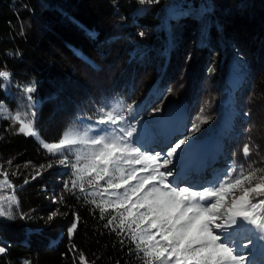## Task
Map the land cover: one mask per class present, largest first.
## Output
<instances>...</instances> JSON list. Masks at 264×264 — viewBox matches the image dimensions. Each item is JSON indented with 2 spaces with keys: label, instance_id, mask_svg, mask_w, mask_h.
I'll list each match as a JSON object with an SVG mask.
<instances>
[{
  "label": "trees",
  "instance_id": "trees-1",
  "mask_svg": "<svg viewBox=\"0 0 264 264\" xmlns=\"http://www.w3.org/2000/svg\"><path fill=\"white\" fill-rule=\"evenodd\" d=\"M0 70L12 74L0 81V104L13 113L29 110L22 88L35 82L30 110L46 142L71 125L105 127L95 124L98 109L131 105L125 126H135L134 143L153 135L161 115L166 127L199 124L193 135L203 145L222 133L227 79L239 71L236 101L245 116L235 119L219 176L198 188L222 182L233 168H264V0H0ZM201 109L207 123L198 121ZM18 127L0 117V161L20 169L8 174L19 206L15 219L0 218V264H79L81 253L91 264H140L126 236L106 226L115 213L101 219L90 203L100 189L85 184L80 193L69 183L66 190L72 177L63 157ZM170 148L142 150L164 157Z\"/></svg>",
  "mask_w": 264,
  "mask_h": 264
},
{
  "label": "snow or ice",
  "instance_id": "snow-or-ice-1",
  "mask_svg": "<svg viewBox=\"0 0 264 264\" xmlns=\"http://www.w3.org/2000/svg\"><path fill=\"white\" fill-rule=\"evenodd\" d=\"M138 2L151 5L159 0ZM11 76L9 71L0 70V81L9 82ZM22 91L29 110L18 106L13 113L0 104V117L19 125V134L38 137L35 113L30 110L35 82L23 86ZM132 111L131 105L126 109L100 108L95 124L105 127L71 125L57 141H40L50 155L63 157L58 160L60 165L70 167L72 179L65 183V189L69 190V183L71 189L78 188L80 193L87 191L85 184L100 189L89 193L93 197L90 203L99 210L101 219L110 211L115 213L109 215L106 226L126 236L134 245L132 251L139 256L140 264H248L243 251L247 244L237 241L242 232L250 230L264 240V168H233L222 182L197 190L192 185L181 187L177 180L170 179L174 173L168 166L185 139L175 143L164 157L149 154L134 143L135 126L130 123L125 126L126 113ZM208 119L201 109L199 123H207ZM198 130L199 124L193 125L192 131ZM250 151L245 144L246 157ZM69 154L74 158L71 163ZM6 190H12L13 194L5 196ZM14 205L18 207L19 201L5 174L0 179V218L15 219ZM77 222L69 228L70 236ZM5 251L0 246V254ZM79 264H88L82 253Z\"/></svg>",
  "mask_w": 264,
  "mask_h": 264
},
{
  "label": "rangeland",
  "instance_id": "rangeland-1",
  "mask_svg": "<svg viewBox=\"0 0 264 264\" xmlns=\"http://www.w3.org/2000/svg\"><path fill=\"white\" fill-rule=\"evenodd\" d=\"M182 10L184 11V9H182ZM170 14L173 16L176 15V13L173 9L170 10ZM238 70H240V68H238ZM240 77H241L240 73H239V71H237L236 73L230 74L229 78L227 79V82L231 86V91H230L231 95L229 97V104L224 110V113L227 115V122L225 123V125L222 126V134L219 136L220 138L216 137V138H213L210 140V142L212 144H214V147L210 150V154H212L214 156L211 158L212 160H214L216 158V155L220 153L219 150H221L222 146H223V150L226 151L227 139L229 137L235 135V133H236L235 131L237 130V129H235L236 126L234 125L236 117H239L241 115L245 116V113H243L241 111V109H239V107H237V101H236L237 87L241 82ZM158 113H159L158 109L153 112L154 115L156 114L155 116H157ZM158 116H159V118L154 123V126H153L154 131L153 130L152 131L153 132L156 131V133H162L165 136L164 138L166 139V137L168 136L166 134L168 129H166V127L163 125V122L161 121V115H158ZM157 123H159V124H157ZM177 125H178V123L174 122L171 124V127L174 126L173 130L175 132L173 134L175 135V133H176L175 136H177L178 139L176 141L173 140V142H171V143H170V141H168V144H170V146L173 147L174 144L177 143L180 139H185L186 142L184 145L181 146V149L177 150V153L174 155V157L172 159H174L176 162L179 160L180 164L187 165V164L192 163L194 166L195 163L197 164L198 162H200L201 160L204 159L205 155L208 152V151H206V147L209 144H208V142L205 145L195 143V142H190V137L193 136L192 129L189 127L187 128L186 122H184V121L181 122V125H179V126H177ZM226 131H228V132H226ZM168 134H169V132H168ZM152 137H154V138H152ZM156 137L157 136H155V134H153L152 136H148L145 139H143L141 141H137V142L141 145V147L152 149L153 151H160L161 147L164 145L163 142L165 140L160 141V143L154 142L155 140H157V139H155ZM35 138L38 139L39 143L42 140L39 137H35ZM42 141H44V140H42ZM44 142H46V141H44ZM187 143H189V144H187ZM216 151H217V153L215 154ZM192 152H194L193 157L190 156V154ZM226 154H227V151H226ZM222 156H224V155H222ZM211 159L209 161L210 165L215 162V161L212 162ZM172 163L168 166L174 173L173 177H171L170 179H173V180L176 179L179 182L180 186L181 185H183V186L192 185V186H194L193 187L194 190H197V188L200 187L201 185H203L204 183L211 181L213 178L216 179L219 176V172H218L219 168L215 167V168L211 169L209 167L208 169H204L199 174L200 179L194 180V179L190 178V176L192 177L194 172L191 173L189 177L185 178L186 174H182L183 172H181L179 170V166L176 163H174V164H172ZM20 167L22 168V166H20ZM163 170H165V169H163ZM19 171H20V169L17 170L15 168V166H11L8 162L0 161V179H3L5 174L8 177V174L10 172H15L16 174H19ZM179 177L181 179H187V180H189V182L183 183L182 181H179V179H178ZM3 194L5 196H10V195H12V190H6V191H4ZM249 233H251V230L242 232L241 235L239 236L237 242H238V244H247V248L243 249V251L248 257V264H262V262H263L262 259H259V261L256 262L254 260L257 257L254 256L255 257V259H254V257H252V256L254 255V252L258 251L261 254V252L264 251V240H261L259 238L260 235H256V232H254V236L252 237L251 242H249L250 240L247 236ZM255 242H257V243L261 242V243H259V245L257 247L252 248V245ZM251 249H253L254 252ZM250 258L253 259L252 262H251ZM88 264H91V263L88 262Z\"/></svg>",
  "mask_w": 264,
  "mask_h": 264
},
{
  "label": "bare ground",
  "instance_id": "bare-ground-1",
  "mask_svg": "<svg viewBox=\"0 0 264 264\" xmlns=\"http://www.w3.org/2000/svg\"><path fill=\"white\" fill-rule=\"evenodd\" d=\"M157 124H159V123H157ZM164 125V124H163ZM161 129V128H160ZM159 131V130H158ZM160 132V131H159ZM179 132V131H178ZM230 134V133H229ZM237 134V133H236ZM175 135H176V133H175ZM175 135H173V136H175ZM187 144H189V143H187ZM209 145L206 147V151H208L207 152V154L205 155V158L203 159V160H201L200 162H198L197 164L195 163V165L193 166V164L192 163H190V164H187V165H184V164H180L179 163V160L176 162L175 160H174V162L172 163V164H174V163H176L179 167H180V170H182V171H190V174L191 173H193L194 172V174L192 175V178L191 179H194V180H197V179H200L199 178V174L204 170V169H208L209 167L211 168V169H213V168H215V167H217V168H219L220 167V165L222 164V160L225 158V150H223V146H222V148H221V150H219L220 151V153L219 154H217L216 155V158L214 159V160H211L212 162L213 161H215L213 164H209V161H210V159H211V157L213 156L212 154H210V150L214 147V144H212L211 142L210 143H208ZM187 148V147H186ZM230 150V149H229ZM217 153V151L215 152V154ZM193 155H194V152H192L191 154H190V156L191 157H193ZM222 155H224V156H222ZM214 157V156H213ZM203 162V163H202ZM175 164V165H176ZM181 165V166H180ZM176 167V166H175ZM210 170V169H209ZM203 175V174H202ZM203 177V176H202ZM179 179V181H182L181 180V178L179 177L178 178ZM191 182V181H190ZM256 238V237H255ZM255 241V240H254ZM259 243H261V242H256V244H257V246L259 245ZM253 244V243H252ZM258 252V251H257ZM262 253H263V255H264V251L263 252H261V255H262ZM257 255V254H256ZM258 256V255H257ZM252 257H254V255L252 256ZM251 259V262H252V258H250ZM254 259H255V257H254ZM257 259V258H256ZM255 259V260H256ZM254 260V261H255Z\"/></svg>",
  "mask_w": 264,
  "mask_h": 264
}]
</instances>
